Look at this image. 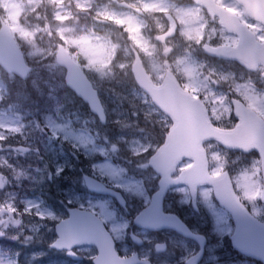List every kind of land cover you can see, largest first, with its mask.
I'll return each mask as SVG.
<instances>
[{
  "label": "rangeland",
  "instance_id": "1",
  "mask_svg": "<svg viewBox=\"0 0 264 264\" xmlns=\"http://www.w3.org/2000/svg\"><path fill=\"white\" fill-rule=\"evenodd\" d=\"M224 5L242 11L241 8L232 6L231 0ZM217 38L226 41V44H235L236 41V38L228 33H218ZM207 59L236 70L232 62L216 58ZM238 73L245 77L250 75L245 71ZM45 80L48 82L45 83ZM91 81L100 93L108 123H120L129 127L125 134L119 137L112 135L115 131L107 133L102 139L107 145L105 147L93 144L86 133L73 128L79 118L80 121L90 122L88 128L91 130L97 118L90 114L86 105L78 102L72 93L64 88V83L59 78L52 81L47 76L37 78L31 74L27 80H19V84L17 83V94L20 97L26 99L29 92L33 94L26 106L33 107L37 120L27 118L21 128L14 116L0 112V133L5 136V139L0 140V171L5 174L6 185L5 189L0 191V205L11 204L16 209L11 216L0 213V221H3L0 223V264H17L14 258L7 256L9 251L23 253L25 264H93L92 260L97 255L94 247L83 246L77 250L83 256L82 262H76L67 253L57 252L49 247L56 238L55 225L65 217L69 206L95 211L112 232L120 255L125 256L138 250L142 257L151 259L155 264H185L186 259L194 252L193 242L172 230L154 232L138 228L131 223L133 217L149 203L159 179V176L150 170L142 172L139 178L137 175L146 165L143 164V158L135 160L134 157L151 156L161 145L159 140L131 126V123L138 114L137 109L152 118L161 129L169 128V118L159 109L153 108V103L147 95H141L133 101L130 86H101L94 78ZM256 83L264 85L258 79ZM11 128H18L19 131L12 132L9 130ZM48 134L60 137L62 135L64 153L61 154L57 144L48 141V138L54 139ZM164 136L165 133L162 134V137ZM145 144H148V153L134 154L135 147ZM216 150L213 148V153ZM228 156L229 168L235 177H238L236 182L243 199L258 217L264 218L260 195L252 199L246 195L257 191L260 193L256 178L259 169L249 171L259 161V156L230 152ZM217 159L218 157L213 155V160ZM122 163L128 165L129 170L135 165L136 172L129 173ZM189 163L185 160L178 168L182 169ZM213 172L219 173L220 170ZM84 173L92 174L117 187L127 200V209L117 205L110 197L86 190ZM245 176L252 177L250 183L243 179ZM39 196L46 198L54 207L43 205L38 199ZM49 198L54 201L50 202ZM198 204L199 209L195 211L188 190L178 187L170 190L164 208L166 211L180 213L196 230L203 229L208 232L210 243L203 264H255L253 260L235 257L229 246L233 230L229 215L213 200L209 188L203 187L199 190ZM25 224L31 227L33 235L43 240L40 244L33 245L29 252H26L24 247L21 248L24 242L16 239L24 233L21 225ZM131 230L144 239V247L138 249L131 242ZM160 241L168 244L164 253L155 250V244Z\"/></svg>",
  "mask_w": 264,
  "mask_h": 264
},
{
  "label": "clouds",
  "instance_id": "2",
  "mask_svg": "<svg viewBox=\"0 0 264 264\" xmlns=\"http://www.w3.org/2000/svg\"><path fill=\"white\" fill-rule=\"evenodd\" d=\"M229 0H0V39L7 52H19L37 78L52 81L68 70L103 85L130 86L133 101L141 95L158 96L174 106L168 132L173 127L199 133L207 167L205 175L220 170L213 183L227 178L229 151H250L264 143V60L245 63V77L206 58L225 51L218 33L230 30L221 5ZM232 6H239L232 0ZM247 19L264 29V21ZM220 57V56H217ZM10 78V77H9ZM48 81L45 80V83ZM4 99V97H0ZM153 108L159 105L153 102ZM168 115L167 113H165ZM177 116L181 119L178 121ZM255 116L259 123L245 121ZM236 117H240L239 120ZM243 130L253 140L247 147L212 129ZM167 139V134L165 135ZM216 148L213 153L212 149ZM134 154L148 153V144ZM213 155L218 157L213 160ZM264 174V153L249 170ZM199 167L192 172H199ZM187 176L188 173H185ZM3 213L9 216L7 205ZM39 214V213H38ZM3 223V221H0ZM142 264H149L145 257Z\"/></svg>",
  "mask_w": 264,
  "mask_h": 264
},
{
  "label": "water",
  "instance_id": "3",
  "mask_svg": "<svg viewBox=\"0 0 264 264\" xmlns=\"http://www.w3.org/2000/svg\"><path fill=\"white\" fill-rule=\"evenodd\" d=\"M238 1L245 5L248 14L252 18L264 21V0ZM229 24L230 30L241 35L240 44L237 48H225V51L214 52V54L238 58L242 62H247L248 64L264 60V44L258 43L252 34V36H249L248 33L238 32L236 30L237 26L232 22H229ZM0 63L9 72H15L20 76H23L25 73V65L21 54L19 52L15 54L7 52L2 39H0ZM66 81L78 95L89 103L92 110L99 114L104 121L103 109L99 102L97 92L92 88L88 78L79 72L68 70L66 73ZM152 98L162 109L171 115L172 118L176 117L175 108L170 102H161L158 96H153ZM244 119L247 122L253 120L252 117L248 116H245ZM206 131L207 130H202L199 133H194L184 130L180 131L177 127L172 128V132L168 134L165 145L151 160L152 165L163 176L162 192L174 183L170 179V175L174 172L178 162L186 157L193 158L195 165L187 170L188 175L186 177L183 173L177 184L188 182L190 185L192 184L191 186H195L202 182L213 183L211 180L214 179L204 173V169L206 168V163L204 161L205 155L201 143L199 142V137L204 135ZM212 131L221 137H231L234 143L243 147L253 144L252 138L243 130L225 132L215 128L212 129ZM255 147H258L260 150L264 149V143H260ZM197 167H199L200 171L192 172V170ZM86 182L88 187L96 192L115 194V192L107 189L104 184L92 177L86 176ZM213 184L216 185L221 192H225V189H228V186L224 183L222 185ZM161 195V193L158 194L157 198L153 200L150 208L136 218V222L139 225L153 229L163 226H172L187 234L185 229L175 218H165V216L162 215V207L160 204ZM162 216L165 218V221L161 223L159 222V217ZM235 216L237 223L236 232L233 236L235 247L246 254L254 255L264 261V225L254 221V219L245 212L236 213ZM57 232L60 238L54 244V247L59 249L72 248L80 244H91L96 246L99 250V255L95 259V264H142V261L138 260L136 254L129 258H119L116 254L114 242L110 234L105 230L103 223L90 212L75 210V212L71 214L70 219L61 222L57 226ZM133 238L138 244H142L139 238ZM161 248L164 249V245H162ZM197 260L198 258L194 261Z\"/></svg>",
  "mask_w": 264,
  "mask_h": 264
},
{
  "label": "trees",
  "instance_id": "4",
  "mask_svg": "<svg viewBox=\"0 0 264 264\" xmlns=\"http://www.w3.org/2000/svg\"><path fill=\"white\" fill-rule=\"evenodd\" d=\"M8 80H10L8 76H4L2 70L0 69V88L2 89L0 91V97H4V99H0V107H2V105L6 102L7 105L12 104L17 110L26 112L25 106L29 102L31 95L29 94V97L26 99H24V97H16L17 94L13 95L12 92L17 93V89H15L14 85L11 84ZM17 82L19 84L18 80ZM27 92L29 91L27 90ZM148 128L152 130V126H149Z\"/></svg>",
  "mask_w": 264,
  "mask_h": 264
},
{
  "label": "snow or ice",
  "instance_id": "5",
  "mask_svg": "<svg viewBox=\"0 0 264 264\" xmlns=\"http://www.w3.org/2000/svg\"><path fill=\"white\" fill-rule=\"evenodd\" d=\"M177 119L179 121L181 118L179 116H177ZM9 130L12 131V132H18L19 131L18 128H11ZM179 130L182 131L183 130L182 127L179 128ZM3 139H5V136L2 133H0V140H3ZM261 152L264 153V149H261ZM243 179L246 182L250 183L251 180H252V177L245 176V177H243ZM246 195L249 197V199H252V198H254L257 195H260V193H259V191H257V192H254V193H246ZM7 209H8L9 212H15L16 211V209L11 204L7 205ZM4 211H5L4 206L0 205V213H3Z\"/></svg>",
  "mask_w": 264,
  "mask_h": 264
}]
</instances>
